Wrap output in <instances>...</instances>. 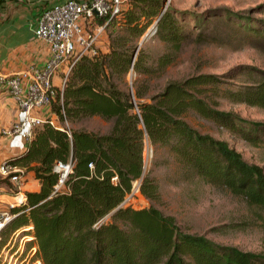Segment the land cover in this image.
<instances>
[{
	"label": "trees",
	"instance_id": "trees-1",
	"mask_svg": "<svg viewBox=\"0 0 264 264\" xmlns=\"http://www.w3.org/2000/svg\"><path fill=\"white\" fill-rule=\"evenodd\" d=\"M164 8L165 0H129L121 15L106 26L107 51L78 60L51 103L52 113L69 125L91 117L112 120L108 133L70 129L68 136L43 123L32 127L23 153L7 160L30 172L39 184L38 191L26 192L25 209H30L9 228L32 225L41 264H264L262 254L183 233L173 218L152 206L118 208L135 181L146 200L159 199L158 185L144 174L146 142L171 153L186 176L223 186L247 204L264 208L263 169L245 162L227 143L198 133L184 119L194 112L254 145L264 144V123L215 111L200 97L208 87L218 89L219 77L192 76L168 83L148 97L144 89L130 94L117 86L130 68L138 76L165 68L192 39L220 44L219 37L195 34L212 20H223L246 34L248 44L259 42L264 48V19L226 8L202 14L170 6L162 12ZM257 10L263 13L264 5ZM152 26H156L152 36L169 48L157 60L137 50L138 41ZM246 75L259 80L227 91L225 98L264 110V71L253 69ZM56 163L71 164L59 190L54 189L59 178L53 171Z\"/></svg>",
	"mask_w": 264,
	"mask_h": 264
},
{
	"label": "rangeland",
	"instance_id": "rangeland-1",
	"mask_svg": "<svg viewBox=\"0 0 264 264\" xmlns=\"http://www.w3.org/2000/svg\"><path fill=\"white\" fill-rule=\"evenodd\" d=\"M262 5L264 0H165V8L170 6L176 11L202 14L209 9L226 8L234 13L247 12L257 19H264V12L257 10ZM199 31L203 32V36L219 37L220 44L192 39L182 45L180 51L173 56L172 63L165 68L155 69L154 73L145 76H138L134 71L128 73L122 81L117 82L118 88L130 94L136 88L144 89L147 94L145 96L148 97L160 93L168 83L197 75H214L219 77L222 84L218 89L206 88L200 96L211 109L234 113L249 122L264 123L263 109L232 104L225 98L227 91L239 90L241 86L249 85V80L255 79L253 76L248 79L247 72H252L253 69L257 72L264 71L262 43L248 44L246 34L223 20H212L207 28L195 31V34ZM108 32L106 29V38L99 43L102 52L107 51ZM144 36L138 41L137 50H142L153 60L168 53L169 48L158 38L151 36L143 43ZM184 119L198 133L227 143L245 162L257 165L264 171V144L254 145L194 112H188ZM13 124L14 122L0 125V163L7 161L15 152L9 147L12 137L3 133L10 130ZM112 124V120L91 117L69 127L106 134ZM143 160L144 174L158 185L159 199L150 202L138 194L131 200L130 206L126 207L138 210L152 206L162 215L173 218L183 233L203 236L216 244L234 247L242 252L264 255L263 207L247 204L241 196L232 194L223 186H213L203 179L186 176L174 156L164 148L145 147ZM31 178L29 172L24 170L23 179L31 181L25 189L34 192L36 185ZM3 183L0 180V186L7 189V182L5 185Z\"/></svg>",
	"mask_w": 264,
	"mask_h": 264
},
{
	"label": "built area",
	"instance_id": "built-area-1",
	"mask_svg": "<svg viewBox=\"0 0 264 264\" xmlns=\"http://www.w3.org/2000/svg\"><path fill=\"white\" fill-rule=\"evenodd\" d=\"M127 6V0H68L43 10L34 36L48 46V59L40 68L31 67L24 72L0 77V85L18 111L17 121L10 130L3 132L12 137L14 150H25L32 137V127L43 123L70 136L66 121L60 122L56 116L40 119L32 114L51 107L56 94L63 89L68 72L78 60L93 57L101 51L99 43L106 38V26ZM132 72L130 68L129 73ZM56 76H59L58 85L54 84ZM148 146L146 142L147 149ZM88 167L93 168L92 164ZM53 171L59 177L54 189L59 190L71 171V164L56 163ZM23 177L24 169L7 161L0 163V180L4 185L8 184L7 189L0 186V264H41L33 244L32 225L9 228L19 215L30 209H25L27 200ZM138 194L140 182L135 181L118 208L130 206Z\"/></svg>",
	"mask_w": 264,
	"mask_h": 264
},
{
	"label": "crops",
	"instance_id": "crops-1",
	"mask_svg": "<svg viewBox=\"0 0 264 264\" xmlns=\"http://www.w3.org/2000/svg\"><path fill=\"white\" fill-rule=\"evenodd\" d=\"M65 1L68 0H0V77L44 65L49 57V49L44 42L35 38L34 29L44 9ZM54 84H59V76L54 78ZM32 115L40 119L55 118L51 107ZM17 119L16 104L0 85V125H8ZM13 146L14 143L10 141L9 147L12 149ZM14 151L12 156L20 155L24 150ZM31 179L36 185L34 192L38 191V182L33 177ZM26 181L24 189L31 182Z\"/></svg>",
	"mask_w": 264,
	"mask_h": 264
},
{
	"label": "water",
	"instance_id": "water-1",
	"mask_svg": "<svg viewBox=\"0 0 264 264\" xmlns=\"http://www.w3.org/2000/svg\"><path fill=\"white\" fill-rule=\"evenodd\" d=\"M155 27L156 26H153L151 30L144 36L142 41L143 43L146 42L153 35V33L155 32Z\"/></svg>",
	"mask_w": 264,
	"mask_h": 264
},
{
	"label": "bare ground",
	"instance_id": "bare-ground-1",
	"mask_svg": "<svg viewBox=\"0 0 264 264\" xmlns=\"http://www.w3.org/2000/svg\"><path fill=\"white\" fill-rule=\"evenodd\" d=\"M146 156V155H145Z\"/></svg>",
	"mask_w": 264,
	"mask_h": 264
}]
</instances>
